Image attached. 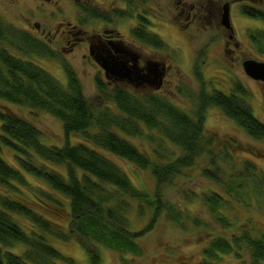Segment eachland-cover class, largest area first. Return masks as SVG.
Wrapping results in <instances>:
<instances>
[{
  "label": "trees",
  "instance_id": "trees-1",
  "mask_svg": "<svg viewBox=\"0 0 264 264\" xmlns=\"http://www.w3.org/2000/svg\"><path fill=\"white\" fill-rule=\"evenodd\" d=\"M241 12L264 21L260 7L245 4ZM260 36L264 37V30L251 35L255 46L264 51ZM157 39V35L147 37L153 44H159ZM33 54L55 55L46 42L0 16V100L47 112L61 121L66 136L62 146L44 144L39 127L0 102V149H12L19 165L0 156V264H75L51 244L50 237L78 240L90 264H101L100 246L139 255L137 239L164 211L182 222L180 209L164 200L163 187L201 161L206 163L200 170L202 176L222 191L208 183V188L195 192L194 197L207 206L217 223L233 226L224 206L232 201L246 202L244 195L256 197L264 207V171L256 169L250 158L236 160L235 153L242 151V145L233 136L222 137L206 127L207 109L217 107L249 137L264 140V122L254 115L248 102L251 92L241 81H234L227 93L209 90L200 70L203 60L195 66L200 91L184 84L177 88L188 100L187 108L157 93H135L123 85L108 87L100 78L96 79L100 100L93 104L71 67L64 65V85L40 62L30 60ZM71 134L82 136V142L70 144ZM128 136H146L149 144H154L152 152L141 150ZM166 144L180 152L169 150ZM113 156L149 169L156 182L154 194L136 187ZM29 177L41 184H34ZM132 201L140 214L151 209L150 221L142 229H131L128 210ZM21 216L29 225L21 222ZM243 250L248 251L253 264H264V231L245 229L230 237L216 236L205 247L210 259L203 264H217L212 259Z\"/></svg>",
  "mask_w": 264,
  "mask_h": 264
},
{
  "label": "rangeland",
  "instance_id": "rangeland-1",
  "mask_svg": "<svg viewBox=\"0 0 264 264\" xmlns=\"http://www.w3.org/2000/svg\"><path fill=\"white\" fill-rule=\"evenodd\" d=\"M173 1L146 0L147 10L152 12L154 29L161 33L158 35L169 45V50L170 47L177 49L172 50V58H169L167 62L170 70L165 85L159 92L170 97L180 107L187 108L190 104L177 93V88L184 84L196 93L200 91L196 73L192 71L195 57V64L202 63L204 60L200 68L205 80L208 81L209 90L217 89L227 93L235 80L241 81L251 92L248 102L254 115L264 122V83L250 78L242 66V61L246 59L264 61V51L255 46L251 37L264 30V21L241 12V6L245 4L264 10V0H181L184 3H195V7L200 8V11L198 10L200 14L204 8L201 18L197 17L195 24H191L188 29L182 26L178 28L166 17L167 12L175 11ZM225 1H230V20L234 28L231 39L228 38L230 32L220 22L219 10L222 11ZM169 2L171 10L166 5ZM112 3L117 6L123 5L119 0H0V16L6 23L46 41L55 54L54 56L33 54L30 60L38 65L41 64L42 68L56 76L64 85L67 83L64 65L67 64L79 77L85 96L93 104H97L100 93L95 78L100 75L105 80L104 72L101 66L90 59L86 44L80 42L79 37L92 34L94 31L102 32V23H97L95 27L94 23L91 27L88 26L91 16L82 15L83 11L80 14L79 9L84 6L81 4L95 5L94 9L107 13L111 10ZM117 20L119 22L115 21L110 29L109 38L111 36L131 44L134 35L129 31L130 23L128 20ZM81 27L84 29V34L77 32ZM260 38L264 45V37L260 36ZM68 39H71L72 43L68 42ZM228 40L230 44L226 46ZM1 44L13 53L16 52L18 56L27 58L11 45H6L4 42ZM146 49L150 51L147 46ZM203 50L207 55L201 58ZM0 102L27 117L39 127L43 131L40 139L44 144L56 146L65 144L66 136L62 123L54 116L28 106L6 104L1 100ZM231 121L226 115L221 114L217 107L207 109L206 127L219 136H233L242 145V151L235 153L237 155L235 159L250 158L256 169L264 171V140L249 137ZM146 131L154 132L150 129ZM128 138L141 150L152 152L154 144L151 146L146 136H128ZM68 139L70 144H75V142H82L80 140H83V137L71 134ZM165 147L169 146L166 144ZM170 149L175 150L176 153L180 152L175 146H170ZM253 151L256 154L253 155ZM0 156L8 163L19 166L18 159L9 147L2 146ZM113 158L136 187L150 196L154 194L156 182L149 169H140L129 161L114 156ZM205 164V161H201L198 166L195 165L196 168L185 170L184 175L174 178L171 183L163 187L164 200L173 202L183 214L181 223L168 217L164 211L152 227L137 239L141 248L139 255L121 253L100 246L101 264H203L205 260L210 259L205 253V247L216 236L230 237L245 229L254 233L263 232L264 207L262 208L261 201H258L256 197L244 195L246 202L232 201L224 206L223 212L229 220L234 222L231 227H224L217 223L207 206L198 197H194L195 192L206 190L208 183H211L210 186L215 189L220 188L202 176L200 170ZM29 180L34 184H41L33 177H29ZM151 215V209L148 207L140 214L137 203L132 201V206L128 210L131 229H142L150 221ZM20 220L24 225H29L24 217L21 216ZM54 220L64 223L63 219ZM50 242L61 253L73 258L75 264H90L88 253L78 240L71 238L64 241L50 237ZM23 247L20 245L21 250ZM214 260L217 264H253L246 250L240 251V254H221L217 259H212Z\"/></svg>",
  "mask_w": 264,
  "mask_h": 264
},
{
  "label": "flooded vegetation",
  "instance_id": "flooded-vegetation-1",
  "mask_svg": "<svg viewBox=\"0 0 264 264\" xmlns=\"http://www.w3.org/2000/svg\"><path fill=\"white\" fill-rule=\"evenodd\" d=\"M119 1H122L123 5L117 6L116 4L112 3L111 10L108 11L107 13H103L100 12L99 10L94 9L95 5L81 4L84 5L85 7L82 6L79 9L80 14L81 11H83L82 15L85 14L87 16H91V18L89 19L90 24L88 26L91 27L92 23H94L93 26L95 27L97 26V23L100 22L102 23V28H101L102 32L98 33L94 31L92 34L79 37L80 42L86 44V48L88 49V55L90 59L96 62L99 66H101L99 64V60L124 61L130 70V73L128 74L127 77H120L117 75L113 76L110 73L107 74L105 72V69L101 66L104 72L105 80H103V78L100 75H97L95 78V82L97 78L98 79L100 78L108 87L123 85L133 90L135 93L153 92L161 96L168 97L167 95L162 94L159 91L165 85V80L170 70L167 62L169 61V58H172L171 56L173 51H176L177 49L175 50V47H170L169 50V45L164 41V39L160 35H158V33L160 32L154 29L153 26L154 21L151 14L152 12L151 10L150 11L147 10L146 0H119ZM173 3L175 5L174 13L167 12L166 17L172 20L178 28L182 26L184 29H188V27L191 24H195L197 17L201 18V14L204 11L203 8L202 13L200 14L198 12V10L200 11V8H196L195 3H190V4L184 3L181 0H174ZM226 4L230 5V1H225L223 6H225ZM166 5L169 10L172 9L170 2L166 3ZM223 10L224 7H222V11L221 9L219 10L220 22L222 20ZM176 12L178 13L180 12V14H175ZM209 13L212 12L209 11ZM153 15L155 16V14ZM148 17L150 18V20ZM185 17H186V21H185ZM117 19H122L123 21L128 20V22L130 23V29L129 27L128 29L130 33L134 35V36L132 35L134 37V40L131 44H128L122 41L121 39H114L111 36L109 38L108 35L110 29H112L111 27L114 25V22L115 21L119 22V20ZM149 29L156 31L157 33L151 32ZM83 31L84 29L83 27H81L77 32L78 34L79 32L84 34L85 32ZM30 34L33 35L32 33ZM231 34L233 33L230 32V35ZM151 35L158 36L157 40L159 44H153L150 40H147V37L149 38ZM77 39L78 38H76V40ZM68 42L72 43L71 39H68ZM136 43L138 45H136ZM229 44H230L229 40L226 41V46H228ZM146 46L149 47L150 51H147ZM151 51L154 53H152ZM206 55H207L206 52H204L203 50V56L205 57ZM193 60H194V65L192 66L193 67L192 71L196 73L198 70L197 71L195 70L196 68L195 57L193 58ZM156 65L158 66V68L161 69H163V67L165 68L164 76L162 77V81L159 87L156 86V83L154 81V76L150 74L151 69L154 68ZM179 95L184 98L182 94Z\"/></svg>",
  "mask_w": 264,
  "mask_h": 264
},
{
  "label": "water",
  "instance_id": "water-1",
  "mask_svg": "<svg viewBox=\"0 0 264 264\" xmlns=\"http://www.w3.org/2000/svg\"><path fill=\"white\" fill-rule=\"evenodd\" d=\"M222 25L227 29L229 32L233 33L234 28L230 20V6L229 4H226L224 6L223 14H222ZM232 34L229 35V38L231 39ZM99 64L105 69V72L107 74H111L113 76L117 75L120 77H127L130 73L129 68L125 64L124 61H114V60H104L100 61ZM244 70L246 74L257 81L264 82V61H257L254 59H246L242 63ZM164 70L158 68L156 65L154 68L151 69L150 74L154 76V81L156 83V86L159 87L160 83L162 81V77L164 76Z\"/></svg>",
  "mask_w": 264,
  "mask_h": 264
}]
</instances>
